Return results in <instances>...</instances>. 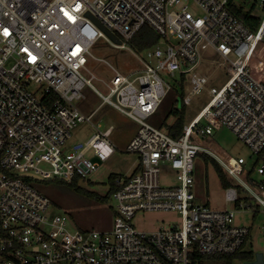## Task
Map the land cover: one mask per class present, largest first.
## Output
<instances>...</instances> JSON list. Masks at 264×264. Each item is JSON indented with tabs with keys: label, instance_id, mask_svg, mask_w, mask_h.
<instances>
[{
	"label": "built area",
	"instance_id": "2783aa9c",
	"mask_svg": "<svg viewBox=\"0 0 264 264\" xmlns=\"http://www.w3.org/2000/svg\"><path fill=\"white\" fill-rule=\"evenodd\" d=\"M144 25L161 38L143 50L142 70L133 76L113 67L110 92L102 94L85 75L91 47L105 38L125 48ZM207 47L224 58L228 78L210 88L209 101L175 137L149 121L170 89L160 71L192 73L190 94L183 98L189 104L208 82L195 71ZM263 65L264 15L252 28L229 0H0V264H199V254L244 250L252 228L235 224L236 212L249 200L264 211V182L241 177L245 159L228 163L204 140L215 128L229 127L257 156L264 175ZM32 82L39 86L31 89ZM86 84L140 124L127 147L138 154L139 166L114 179L110 230L72 226L70 215L51 213V199L26 179L79 184L99 169L90 151L103 161L116 151L109 138L113 125L66 146L72 129L94 115L74 103L84 97ZM51 93L58 97L49 99ZM200 153L238 179L225 190L235 208L196 201ZM162 166L176 171L177 185L162 184ZM157 210L179 212L180 225L146 230L134 224L138 212Z\"/></svg>",
	"mask_w": 264,
	"mask_h": 264
},
{
	"label": "rangeland",
	"instance_id": "374dc122",
	"mask_svg": "<svg viewBox=\"0 0 264 264\" xmlns=\"http://www.w3.org/2000/svg\"><path fill=\"white\" fill-rule=\"evenodd\" d=\"M244 11H250L253 16L262 18L264 7L260 0H231ZM125 48L115 47L105 38L91 47V54L88 55L87 68L85 75L92 78L93 84L104 95L110 92L108 84H111L112 78L117 69L122 74H139L143 68L141 57L145 56V51L136 53V49L129 41L125 42ZM105 59V60H103ZM224 58L212 47L202 50V59L195 71L208 76V82L205 84L202 92L192 95V100L186 104L185 121L189 124L195 115L210 99V88L223 84L228 78ZM115 69H114V68ZM264 68V65H263ZM93 74L95 77H93ZM160 74L164 80L170 84V89L166 93L162 102V115L181 104V90L179 84L181 81L180 71L175 74L167 70H161ZM192 73L184 76L185 95L191 91ZM38 83L32 82L30 87L35 89ZM84 97L81 100H75V104L86 115L95 111L91 121L85 120L79 122L71 131V137L68 139L67 148H72L76 142H85L93 134L104 131L111 125L114 126L110 140L115 144L116 151L105 161L95 156L93 151L88 156L99 162V169L92 172L85 180L80 181L78 185L106 195L111 186L110 175L112 173L121 176L133 174L139 166V156L137 153L127 150L128 144L138 131L140 124L123 111L115 108L110 103L105 102L104 98L89 84L83 87ZM173 116L170 117L172 122ZM149 121L159 126L160 118L152 116ZM203 119L200 125L204 124ZM166 131V129L162 128ZM205 144H210L212 149L228 163L236 162L238 158L243 157L245 163L241 166V177H246L250 173L259 183L264 182V175L258 173L257 167L260 162L250 147L238 137L232 129L227 126L215 128L213 133L204 140ZM227 171V170H226ZM228 178L233 185L239 184L237 178L227 171ZM195 186L196 201L198 203H207L214 209L235 208V202L228 201L225 197V187L218 174L216 166L212 161H206L200 153L195 158ZM160 179L164 185H177L178 180L176 171L169 166H162ZM29 181L39 191L46 194L51 199L49 211L53 214L70 215L76 222L79 229L86 230H110L114 223V210L111 207L114 200L109 198L107 201L100 202L87 194L71 188L67 182L43 181L38 178L30 177ZM134 224L142 229L153 230L162 226L170 227L173 224L180 225L181 215L177 211H141L134 219ZM234 223L245 225L252 228L250 239L244 251H260L264 253V211L256 204V201L249 200L248 207L241 208L236 212ZM247 261L235 259L234 264H246Z\"/></svg>",
	"mask_w": 264,
	"mask_h": 264
},
{
	"label": "trees",
	"instance_id": "16d2710c",
	"mask_svg": "<svg viewBox=\"0 0 264 264\" xmlns=\"http://www.w3.org/2000/svg\"><path fill=\"white\" fill-rule=\"evenodd\" d=\"M229 7L230 9L246 24H248L252 28H256L259 23V17L253 16L250 11H244L243 8L234 4L231 0H229ZM160 35L148 25H144L135 35L130 39L129 43L136 49L137 52H141L149 47H152L160 40ZM179 88L181 90V104L180 106L173 107L169 113L162 115V103L160 104L159 108L157 109L156 113L153 115L155 117L160 118L159 127L166 129L168 133L171 135L178 137L184 132V127L186 125L185 121V114H186V104L183 102V98L185 96V84H184V75H182ZM49 99H56L58 96L56 93L48 94ZM163 102V101H162ZM173 116L172 122H170V117ZM206 161H212L216 166L218 174L222 180L223 186L226 188L233 185V182L228 178L227 171L224 169L222 164L213 156L207 153H201ZM119 174L112 173L110 175L111 186L106 195H102L96 191H91L86 189L80 185H78L77 180L68 183L71 188L81 191L88 196L100 201L104 202L107 201L113 191L118 188V185L114 183V179ZM248 177L250 178V173H247ZM26 179H30L27 177ZM43 181H55V182H64L62 180H43ZM249 237L247 238L244 245H246ZM255 252L250 251H239L233 254H199L196 255L194 258L198 260L199 264H234L235 259H241L244 261H252L255 259Z\"/></svg>",
	"mask_w": 264,
	"mask_h": 264
},
{
	"label": "water",
	"instance_id": "95a60500",
	"mask_svg": "<svg viewBox=\"0 0 264 264\" xmlns=\"http://www.w3.org/2000/svg\"><path fill=\"white\" fill-rule=\"evenodd\" d=\"M96 22L97 24H99V26L104 30V32L115 42L117 43H121L122 40L120 39V37L118 35H116L112 30H110L109 28H107L101 21H99L97 18L95 17H92ZM115 98V96H114ZM69 220L72 224V226L74 227H77V224L75 222V220L69 216ZM255 259L252 260V261H247L246 264H264V253L263 252H260V251H257L256 254H255Z\"/></svg>",
	"mask_w": 264,
	"mask_h": 264
},
{
	"label": "crops",
	"instance_id": "0c3cea01",
	"mask_svg": "<svg viewBox=\"0 0 264 264\" xmlns=\"http://www.w3.org/2000/svg\"><path fill=\"white\" fill-rule=\"evenodd\" d=\"M96 111V110H95ZM95 111H93L92 113L93 114H95L96 112ZM92 113H90V114H92ZM113 130H114V128H113ZM113 130H112V132H113ZM112 134V133H111ZM112 142V141H111ZM113 143V142H112ZM105 150H107V148H104ZM249 239H250V237H249ZM249 239H248V241H249ZM248 241H247V243H248ZM247 243H246V245H245V247H247ZM245 249V248H244ZM246 251V250H245ZM253 251V250H252ZM255 252V251H254ZM257 252V251H256ZM256 252H255V254H256Z\"/></svg>",
	"mask_w": 264,
	"mask_h": 264
}]
</instances>
